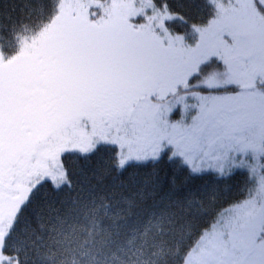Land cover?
<instances>
[{"label":"snow or ice","instance_id":"6c2138e0","mask_svg":"<svg viewBox=\"0 0 264 264\" xmlns=\"http://www.w3.org/2000/svg\"><path fill=\"white\" fill-rule=\"evenodd\" d=\"M0 264H264V0L0 10Z\"/></svg>","mask_w":264,"mask_h":264},{"label":"trees","instance_id":"16d2710c","mask_svg":"<svg viewBox=\"0 0 264 264\" xmlns=\"http://www.w3.org/2000/svg\"><path fill=\"white\" fill-rule=\"evenodd\" d=\"M20 0H0V10L10 11L12 6L14 4H19ZM17 13H12V15H16ZM194 15H197L195 12H193ZM206 20L207 17L205 13L200 12L197 15L196 22H201V20ZM103 155V154H102ZM152 168L146 167L141 169L142 173L151 172ZM156 171L161 176L162 179L165 181L170 180L173 174L175 173L180 177V180H183L184 176L187 175V171H184L183 173L176 172L175 166L171 164L167 157L163 158L159 164L156 165ZM245 175L243 174H237L234 175L231 179L224 180L220 182L217 187L221 190V198L217 202V207L224 205L226 206L227 203H231L236 199L242 198L241 196V190L244 187V181H245ZM213 176H205L202 180L198 179L193 181L192 183L199 186L203 184H211L214 181ZM205 219H208L207 217Z\"/></svg>","mask_w":264,"mask_h":264},{"label":"rangeland","instance_id":"374dc122","mask_svg":"<svg viewBox=\"0 0 264 264\" xmlns=\"http://www.w3.org/2000/svg\"><path fill=\"white\" fill-rule=\"evenodd\" d=\"M173 119H179V116H178V115H176V116H174V117H173Z\"/></svg>","mask_w":264,"mask_h":264}]
</instances>
